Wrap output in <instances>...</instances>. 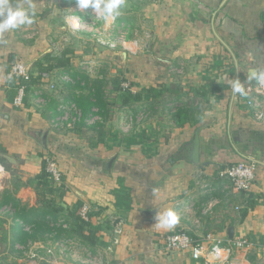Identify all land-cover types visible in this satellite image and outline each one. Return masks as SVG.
Instances as JSON below:
<instances>
[{
	"label": "crops",
	"instance_id": "obj_1",
	"mask_svg": "<svg viewBox=\"0 0 264 264\" xmlns=\"http://www.w3.org/2000/svg\"><path fill=\"white\" fill-rule=\"evenodd\" d=\"M13 3L34 5L35 17L32 25L0 33V156L14 158V163L4 158L0 202L7 192L26 209L35 206L31 179L46 157L53 158L65 188L56 199L62 208L58 222L66 227L68 212L78 202L87 205L83 231H93L95 242L84 243L72 233L60 241L44 237L20 244V228L0 214V264H216L163 249V236L176 229L195 238L245 237L251 247L233 251L226 264H264V93L247 90L256 82L248 79L250 71L264 69V0H124L120 16L107 24L91 8L79 9L76 0ZM96 25L102 27L95 30ZM100 31L105 47L118 52L108 50L110 56L98 61L91 55L63 56L68 64L51 71L105 84L110 77L104 67L118 65L140 100L121 105V92L104 89L110 103L105 123L75 129L53 124L58 99L36 104L33 84L24 104H13L15 91L5 78L9 63L40 61L44 50L56 57L49 50L65 44L74 49L83 33ZM110 32L113 36H106ZM236 79L246 95L233 93ZM65 92L58 88L62 98ZM254 98L258 107L247 104ZM131 116L140 124L125 129ZM97 128L103 140L93 145ZM195 136L199 155L192 163ZM240 161L256 168L246 191L219 176ZM15 180L21 182L16 190ZM168 209L180 222L171 230L156 227L158 214Z\"/></svg>",
	"mask_w": 264,
	"mask_h": 264
},
{
	"label": "trees",
	"instance_id": "obj_2",
	"mask_svg": "<svg viewBox=\"0 0 264 264\" xmlns=\"http://www.w3.org/2000/svg\"><path fill=\"white\" fill-rule=\"evenodd\" d=\"M45 59L47 63L43 65L41 61L35 62L39 65L38 68H35L39 73H47L53 68H57L58 66H66L67 60L61 57H54L52 53H46ZM54 63V61H56ZM40 74V75H41ZM71 74V73H70ZM83 77L84 80H87L91 83L90 87L88 86L87 91L83 92L82 90L76 91L71 90L68 94L63 97L65 102H73L77 109L80 111V118L75 121L76 126L85 125L86 119L88 118V114L92 113V109L94 108L92 115L102 117L104 120L105 115L107 114L108 106L110 103L105 100L104 96V88L98 87V83H103L102 80H91L87 76L82 74H71L70 81L67 82L66 86L73 87L77 86L82 88L80 85L79 77ZM78 77V78H76ZM81 77V78H82ZM35 78L33 76V71L31 69V80L28 82L29 87L33 84L35 85ZM15 87L12 85V88ZM113 90L119 91L122 94L121 97V105H129L131 101L140 100V96L133 94L130 89H123L120 85H116ZM152 88L148 89V91L152 92ZM96 118V119H97ZM95 119V120H96ZM93 125H91L92 127ZM97 134L99 138L93 145H96L98 142L103 140L102 138V130L98 129ZM4 152V149L0 148V153ZM0 162L8 167V163L4 158L0 156ZM30 180V179H29ZM31 180H34V189L36 193V205L31 206L28 210L23 205L19 199L13 197L7 192L4 193V196L0 202V214L3 217H9L12 220L13 225H16L20 228V239L17 243L23 244L28 240L35 239H43L44 237L51 238L53 240L60 241L61 239H68L69 236L73 233V235L77 236L84 243L94 244V232L93 231H83L85 225L88 223V220H83L79 217V209L81 207V202H78L75 206V209L71 212H68L70 221L66 227L63 224L59 223L60 211L62 208L57 203V198L62 197L65 193V188L63 183H54L49 176L48 171H46V161L43 160V165L41 171L35 175ZM30 180V181H31ZM21 185V182L18 180L14 181V190L18 189ZM4 205V206H3ZM3 206V207H2ZM248 207H244L240 211V218L243 219L247 215ZM21 226V227H20ZM27 226V229L24 228ZM178 230V229H176ZM188 233V232H187ZM189 234V233H188ZM190 235V234H189ZM194 239H198L190 235Z\"/></svg>",
	"mask_w": 264,
	"mask_h": 264
},
{
	"label": "built area",
	"instance_id": "obj_3",
	"mask_svg": "<svg viewBox=\"0 0 264 264\" xmlns=\"http://www.w3.org/2000/svg\"><path fill=\"white\" fill-rule=\"evenodd\" d=\"M9 64L10 65L8 67L5 78L9 86H15L13 87L15 91L13 104L15 106H22L26 97H28L27 93L29 89H31V86L29 87L28 84V82L31 80V72L28 69L27 65L21 60H15ZM43 76L46 75L43 74ZM61 79H64L67 82L70 81V78L67 75H62ZM51 87L54 88V86ZM247 88V90L254 95H261L264 93V81H261L259 83L255 82L253 85L247 86ZM33 98L38 105L46 103L48 100L40 87H38L34 91ZM61 103L66 104V107L62 110L58 107V115L54 118L53 124L59 127H72L73 125H75V121L80 118L81 113L73 102H65L64 99H62ZM247 104L251 107L259 106L255 98L248 100ZM92 110L95 111L94 108ZM91 118L93 117L91 116ZM45 161L46 171H48L52 181L55 184L62 182V174L57 166L56 161L53 158L48 157L45 158ZM5 173H7V168L3 163L0 162V179ZM255 174L256 168L255 164L252 161H240L237 163H232L226 165L224 169L219 172V176L223 179L228 180L230 185L238 191L248 190L253 179L255 178ZM88 212V206L83 205L78 213L83 220H88ZM161 241L162 248L167 251H187L195 260H199L202 258L206 262L216 264H226L228 262H226V258L228 257V254L230 252L232 253L233 251L238 249H246L247 251V249L252 245L251 241L249 239H246L245 237H238L230 240L217 238L214 239V241H212L211 243H208L205 238L202 240H199V238L194 239L186 231L181 229L173 230L165 234ZM222 252L227 254L226 258H223L221 256Z\"/></svg>",
	"mask_w": 264,
	"mask_h": 264
},
{
	"label": "rangeland",
	"instance_id": "obj_4",
	"mask_svg": "<svg viewBox=\"0 0 264 264\" xmlns=\"http://www.w3.org/2000/svg\"><path fill=\"white\" fill-rule=\"evenodd\" d=\"M101 27H102L101 25H96L95 30H99ZM102 35H103V32L98 33V34L95 33V36L94 35L93 36L91 35L89 37L87 35V32H86V33H83V35H81V37H80L81 40L79 42V46H76L74 49L68 47L67 44H65L64 46H61V47H58V48H52L53 50H49V51H54V54H56L57 57H61V56H64L65 57V56H71V55L78 54L79 55L78 56L79 58H81L83 55H85V56L86 55H91V56H95V58H96L97 61L98 60H102V59L110 56V53L108 52V50L113 51V53H116V52L119 51L118 49H114V48L113 49H109V48L105 47V44H104L105 41L102 40ZM110 35L113 36L112 32H110V34L107 33L106 36H109L110 37ZM64 38L67 39L68 41H70V37L69 36H65ZM95 38H97L96 41H95ZM71 42H73V41L71 40ZM111 46H113V45L111 44ZM72 47H74V46L72 45ZM45 54H46V52L44 50L40 54V56H39V59H41L40 61L43 63V65L45 63H47V60L45 59ZM52 54H53V52H52ZM16 60H21V59H16ZM21 61L24 62V60H21ZM56 62H57V60L54 61V63H56ZM26 65H27L28 69L30 70V72H31V69H32L33 76L36 77L35 78V85L33 87L34 88H36V87H44V89L46 91V92L43 91L44 94H45V97L46 98L50 97V99L48 98V100H47V102H50L49 105L50 104L51 105L55 104V100L57 98L58 99V105H57V107H59L61 110L66 107V104L61 103V101H62L63 98L61 97L60 93H57L58 92V88L63 87L68 92L71 91V90H76V91L82 90L83 92H86L88 86L90 87V85H91L90 82H88L87 80H84L83 77L81 76L82 78L79 77L80 78L79 83L82 86V88H79L77 86L69 87V86H66L67 81H65L64 79H61V75H59V74H56L55 75V73L53 71H51V70H54V69H51L49 71L48 76H43L41 73H39L35 69V68H38L39 67V65L36 64L35 62L26 63ZM81 65H83V64H81ZM103 66L104 65H102V64L97 65L96 71H98L99 68H101ZM80 67L84 68L85 66H80ZM57 69H58V67H57ZM100 71H101V69H100ZM103 71H105L106 75L108 77H110V78H107V81H106V83L104 85H103V83H98V87L100 86L101 89L104 88L106 91H104V90L103 91L106 92V94L107 93L108 94H113L114 93L113 91H116V90H113V88L116 85H120L121 87H123V89H130L132 92L134 91V89H135L134 87L135 86L133 85V83L127 77H124L126 75H123L121 73V70L118 69V65L115 66V68H112V69H109V68L108 69L107 68L105 69V67H104ZM53 73H54V75H53ZM51 75H53V76L50 77ZM76 78H78V77H76ZM51 86H54V88H52ZM107 89H109V92H107ZM49 91H51V92L54 91L53 96L50 95V93H47ZM68 92H65V93L68 94ZM48 94L50 96H48ZM106 97H107V95H106ZM159 98H162V97L160 96ZM46 103L40 104V106L43 107V106L46 105ZM116 106H118V105H116ZM92 113L88 114V117L89 118H87L85 124H88L89 126L93 125L95 127H98V126L102 125L103 123H105L106 119L103 120L101 116H99L97 118V116L92 115ZM91 116L93 118H91ZM129 118L130 119H128L127 121H125L126 122L125 129H127L130 125L131 126H133V125L135 126L137 124H140V123H138V122L136 123V121H134L135 120V116H131ZM131 118H132V122H130L131 121ZM76 125H78V124H76ZM76 125H73L72 128L75 129L77 127ZM81 126H85V125H81ZM86 129H88V128H86ZM1 180H2V178L0 179V183H1ZM212 236L213 235H210L208 233L207 235H204L203 238H199V240H202V239L205 238V240H207L208 243H211L212 241H214V239H217L216 236H213V237ZM221 256L223 258L224 257L226 258L227 254L224 253V252H222L221 253ZM232 256H233V254L230 252L228 254V257L226 258V262L229 261V263H230V259H231Z\"/></svg>",
	"mask_w": 264,
	"mask_h": 264
},
{
	"label": "clouds",
	"instance_id": "obj_5",
	"mask_svg": "<svg viewBox=\"0 0 264 264\" xmlns=\"http://www.w3.org/2000/svg\"><path fill=\"white\" fill-rule=\"evenodd\" d=\"M76 3L79 9L91 8L96 16L103 19L107 24L120 16L124 0H76ZM34 17V5L24 8L18 3L14 4L13 0H0V33L15 30L24 25H32ZM248 79L255 80L257 83L264 81V69L251 70ZM232 91L234 94L238 93L241 96L247 94L239 79L233 82ZM157 220L156 227L171 230L180 222V216L175 210L168 209L158 214Z\"/></svg>",
	"mask_w": 264,
	"mask_h": 264
},
{
	"label": "water",
	"instance_id": "obj_6",
	"mask_svg": "<svg viewBox=\"0 0 264 264\" xmlns=\"http://www.w3.org/2000/svg\"><path fill=\"white\" fill-rule=\"evenodd\" d=\"M199 138L198 136L194 137V140L191 144L190 147V155H189V160L192 163H196L198 162V155H199ZM3 158H5L7 161H9L10 163H14V158H12L10 155L8 154H1Z\"/></svg>",
	"mask_w": 264,
	"mask_h": 264
}]
</instances>
